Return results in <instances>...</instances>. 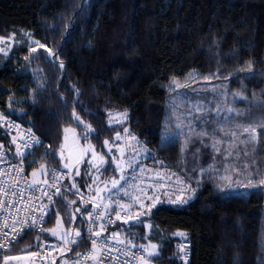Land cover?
<instances>
[{
  "label": "trees",
  "instance_id": "1",
  "mask_svg": "<svg viewBox=\"0 0 264 264\" xmlns=\"http://www.w3.org/2000/svg\"><path fill=\"white\" fill-rule=\"evenodd\" d=\"M0 36L14 39L0 53V113L44 138L24 157L28 171L62 167L72 127L104 157L106 179L116 171L105 141L126 129L191 198L142 208L139 220L113 226L120 238L155 242L157 264H182L183 240L186 264H264V0H0ZM186 110L192 123L182 134L176 121ZM0 144L12 146L1 126ZM77 165L74 185L91 191L84 161ZM74 196L63 190L44 218L45 237L55 240L47 227L57 214L81 233L69 256L89 245L87 206L71 214ZM36 239L25 231L0 262Z\"/></svg>",
  "mask_w": 264,
  "mask_h": 264
},
{
  "label": "built area",
  "instance_id": "2",
  "mask_svg": "<svg viewBox=\"0 0 264 264\" xmlns=\"http://www.w3.org/2000/svg\"><path fill=\"white\" fill-rule=\"evenodd\" d=\"M113 118L115 122L121 125L126 122V116L119 111L113 113ZM0 126L9 135L12 145L5 147L0 144L1 252H6L25 231L31 230L37 235L31 249L33 257L51 255L55 258L52 264H138L141 261L140 257L146 256L144 244L128 243L129 240L116 238L117 233L112 229L114 225L128 220L134 211L128 210L123 205L111 206L102 198L86 203V199L80 195V206H87L84 216L89 245L77 252L81 253L80 256H77V253L70 256L59 253L58 242L43 236L45 232L44 218L53 199L63 190L71 191L66 182L67 171L63 167L52 166L44 179L34 180L29 175L24 157L35 146L43 144L44 138L34 130L19 124L10 116L1 113ZM114 137L123 144L127 156L128 165H126L132 171L133 179L138 182V190L134 196L135 204L140 206L145 204L150 192L158 187L157 184L162 183L161 176L157 177L153 174L154 172L160 174L159 170H162V173L165 170L169 171V183L165 185L163 182L161 185V191L164 194L169 197V194H173L174 188H178L182 190L178 192L180 197L189 199L190 190L185 181L179 178L174 171L160 164L158 160L146 161L151 155V151L146 144L139 140L137 135L126 129H117ZM143 153L145 159L138 161V155ZM57 189L60 191L57 192ZM49 196L52 197L51 200L48 199ZM163 199L165 200V198L161 200ZM117 213L120 214L119 219H117ZM41 216H43L42 220L40 219ZM33 221L36 223L33 224ZM14 228L15 233H19V235L16 236L15 240H12L15 234ZM97 232L100 233V236L95 235ZM93 241L96 242L95 245H93ZM141 245L144 247H140ZM188 247V240L182 241L179 245V261L182 264H186L191 258V250H186Z\"/></svg>",
  "mask_w": 264,
  "mask_h": 264
},
{
  "label": "rangeland",
  "instance_id": "3",
  "mask_svg": "<svg viewBox=\"0 0 264 264\" xmlns=\"http://www.w3.org/2000/svg\"><path fill=\"white\" fill-rule=\"evenodd\" d=\"M0 38H2L0 39V53L7 54L10 51L12 44L14 43V39L11 36L10 37L0 36ZM200 83L202 82L201 81L194 82L195 84L194 86H197L198 88L199 87L203 88V84L200 85ZM205 86H208L209 89L211 87H216L213 85L211 86V84L209 85L205 84ZM182 95H183V91H182ZM191 113L192 112H190L189 110H186L184 111L183 116H178V120L176 121V124L181 125L180 128H183L179 130L182 132V134H184L185 132L186 133L189 132V127H190L189 124L192 123ZM66 129H68V131H64L63 141L61 143L59 150V154L62 157V161L64 162L66 161L69 164V166L76 164L77 168L75 170V174L80 173L81 170L80 165L78 166L77 163L84 161L86 165L85 166L86 172L92 177L91 190H93V188L95 190L96 187L94 184L98 183L97 190H99L102 199H104L107 204L110 205L112 201L117 200L116 205H123L124 207L128 208V210L134 211V214H139L141 213L142 208H150L151 206L155 205L158 201H160L162 198H165L166 200L167 197V201L170 202L171 200H175L177 197H180L178 192L182 190L178 188H174V191H172L173 194H169V197L167 194H164L161 191V185H163V182L165 185L169 183L170 176L168 170H165L163 173L162 170H159L160 174L152 170V172H154L153 173L154 175H156L157 177L161 176L160 178L162 179V183L160 182V185L157 184L158 187H155L152 190V192H150V194L146 198V203L142 204L143 207L135 204L134 196L138 190V182L133 179L132 171H130V169L127 167L128 165L126 162L127 156L123 144L118 139H115V141H111V142L108 141V143L106 144V150L108 151L111 160H113L116 174H111L105 179L101 177L102 169L105 164L104 157L101 156V154H99L94 149L93 145H91L88 142H85L83 146L84 152L82 155V159H80L81 147L79 142V138H80L79 134L77 133L76 129L72 127H68ZM172 134L175 135V132ZM138 158H139L138 161H140L141 159L144 160L145 159L144 153L140 154V156L138 155ZM42 165L43 164H39L38 166L28 171L29 175L34 180H37L38 178H40L38 180H41L46 177L47 172L49 170L46 169L45 165H43L44 167L41 168ZM121 177H123V179H121ZM113 180L119 181V184H117L115 188H113L112 186ZM73 199H74L73 201L75 202L72 203L73 210L71 208V214H74L73 213L74 211L77 212L79 210L78 202L81 201V198L79 196L76 197L74 196ZM76 214L74 215V217L76 216ZM58 219H59V223L57 222ZM76 230L78 229L76 228ZM47 231L51 233L53 237L58 241V244L60 245L59 253L67 252L65 251L68 250V247H66V243L71 235V227L68 228L64 224V222L62 221V216L60 214H57V216L55 217L54 224L51 227H47ZM76 232H79V230ZM115 237L123 240V238H120L121 236L119 235H116ZM184 241L186 240H183V242ZM144 244L148 251H151V247H150L151 245H156V243L152 241H147ZM189 249L190 247H188L186 250ZM9 258H14V259L5 260V258H3L0 264H52L51 255L45 257H40V256L33 257L31 251H25L22 253L14 254ZM145 258L148 259V264H157L152 259V257L148 258L147 251ZM179 260H180V251L178 254V262H180ZM138 264H143V261L141 260Z\"/></svg>",
  "mask_w": 264,
  "mask_h": 264
},
{
  "label": "snow or ice",
  "instance_id": "4",
  "mask_svg": "<svg viewBox=\"0 0 264 264\" xmlns=\"http://www.w3.org/2000/svg\"><path fill=\"white\" fill-rule=\"evenodd\" d=\"M0 39H2V38H0ZM40 47H43V45H40ZM31 51H32V52H35L36 49H32ZM49 51H51V50H49ZM26 59H27V58H26ZM125 115H126V114H125ZM74 117H75V113H74ZM76 119H78V117H76ZM65 131H68V129H65ZM246 131H247V129H246ZM205 135H206V133H205ZM36 143H39V141H36ZM105 143L107 144L108 141H105ZM43 167H44V166L42 165L41 168H43ZM65 167H67L66 164H65ZM77 174H79V173H77ZM121 179H123V177H121ZM261 183L264 184V181H261ZM117 184H119V181H117V180H113V181H112V186H113V188H115ZM72 187H75V185H73ZM249 187H256V185H252V184H250ZM59 191H60V190L57 189V192H59ZM192 192L194 193V192H195V189H192ZM126 194H127V193H126ZM190 198H191V197H189V199H190ZM48 199L51 200L52 197L49 196ZM150 199H151V198H150ZM170 202L173 203V204H183V203H187V200H186V199H183V198H181V197H177L175 200H171ZM141 206L143 207V205H141ZM153 206H154V205H153ZM113 210H114V209H113ZM150 210H151V208H149V211H150ZM90 215H91V214H90ZM140 215H143V213H139V214L137 215V217H129V219H128V220H125L124 223L127 224V223H129L131 220H138ZM119 218H120V214L117 213V219H119ZM40 219L42 220V219H43V216H41ZM57 222L59 223V219H58ZM35 223H36V221H33V224H35ZM146 227H149V226L146 225ZM13 231H14V233H15V228L13 229ZM18 235H19V233H15V234L13 235V237H12V240H15V239H16V236H18ZM76 235L79 237V236L81 235V233H80V232H77ZM95 235H96V236H100V233L97 232ZM179 235L183 236V235H185V234H184V233H179ZM72 243L75 244L76 241H72ZM95 243H96V242L93 241V245H95ZM128 243H131V241H128ZM140 247L143 248L144 246L141 245ZM150 247H151V251H148L147 249H145V251H147L148 258H151V257H154V256L158 255V252H159V246H158V245H151ZM80 255H81V253H77V256H80ZM8 259H14V258L5 257V260H8ZM140 259L143 261V264H148V259H146L144 256H141Z\"/></svg>",
  "mask_w": 264,
  "mask_h": 264
},
{
  "label": "water",
  "instance_id": "5",
  "mask_svg": "<svg viewBox=\"0 0 264 264\" xmlns=\"http://www.w3.org/2000/svg\"><path fill=\"white\" fill-rule=\"evenodd\" d=\"M79 142H80V147H81V157H80V159H82V155H83V152H84V147L81 144V139L80 138H79ZM62 165H63V168L68 172V183L70 184L72 190L77 192V193H79L81 196H83L86 199L85 200L86 203H88L91 200H97V199L100 198V193L97 190L98 185L96 186V189L93 192L83 191V190H81L80 188H78L76 186L72 187L74 185L73 179H72V169H70L68 166L65 167L64 164H62ZM133 217H137V216H133ZM139 219H140V217H139ZM135 221H137V220H131L130 222H135Z\"/></svg>",
  "mask_w": 264,
  "mask_h": 264
},
{
  "label": "crops",
  "instance_id": "6",
  "mask_svg": "<svg viewBox=\"0 0 264 264\" xmlns=\"http://www.w3.org/2000/svg\"><path fill=\"white\" fill-rule=\"evenodd\" d=\"M38 179H40V178H38ZM76 229L73 227H71V235H70V238L68 239V241H67V243H66V247H68L70 244H71V242L72 241H76V239H77V235H76V231H78V230H76ZM14 254H8V255H6L5 257H11V256H13ZM4 257V258H5Z\"/></svg>",
  "mask_w": 264,
  "mask_h": 264
},
{
  "label": "flooded vegetation",
  "instance_id": "7",
  "mask_svg": "<svg viewBox=\"0 0 264 264\" xmlns=\"http://www.w3.org/2000/svg\"><path fill=\"white\" fill-rule=\"evenodd\" d=\"M67 165L70 169H72V175H73V171H74V168H75V166L74 165H71V166H69V164L65 161L64 162V165ZM75 174V173H74ZM72 179H73V177H72Z\"/></svg>",
  "mask_w": 264,
  "mask_h": 264
}]
</instances>
